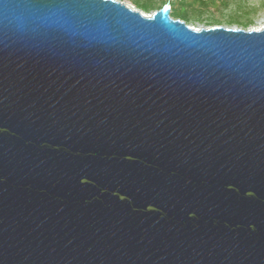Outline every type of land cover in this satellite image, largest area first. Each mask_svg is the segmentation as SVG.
Wrapping results in <instances>:
<instances>
[{
  "label": "water",
  "instance_id": "1",
  "mask_svg": "<svg viewBox=\"0 0 264 264\" xmlns=\"http://www.w3.org/2000/svg\"><path fill=\"white\" fill-rule=\"evenodd\" d=\"M0 264H264V28L0 0Z\"/></svg>",
  "mask_w": 264,
  "mask_h": 264
},
{
  "label": "rangeland",
  "instance_id": "2",
  "mask_svg": "<svg viewBox=\"0 0 264 264\" xmlns=\"http://www.w3.org/2000/svg\"><path fill=\"white\" fill-rule=\"evenodd\" d=\"M128 6L140 10L135 0H119ZM159 5H169L173 10L172 18L183 17L187 14L188 25L195 29L224 26L228 28H242L234 22H251L247 30L264 28V0H159ZM145 13L144 11H142ZM155 11L145 13L153 14Z\"/></svg>",
  "mask_w": 264,
  "mask_h": 264
},
{
  "label": "trees",
  "instance_id": "3",
  "mask_svg": "<svg viewBox=\"0 0 264 264\" xmlns=\"http://www.w3.org/2000/svg\"><path fill=\"white\" fill-rule=\"evenodd\" d=\"M159 0H135L134 4L141 9L142 11H144L145 13H150L152 11H157L159 9H161L163 6L159 5L158 2ZM173 9L171 8V11ZM174 13V12H173ZM171 13V16H173ZM177 19H180L182 21H185L187 24L189 23L190 19L187 16V14H184L183 17H176ZM231 25L234 23L239 24L243 29H246L251 25V22H234V21H230L229 22Z\"/></svg>",
  "mask_w": 264,
  "mask_h": 264
}]
</instances>
